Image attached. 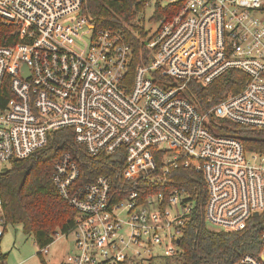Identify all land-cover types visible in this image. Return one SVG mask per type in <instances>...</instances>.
Masks as SVG:
<instances>
[{
  "label": "built area",
  "instance_id": "2783aa9c",
  "mask_svg": "<svg viewBox=\"0 0 264 264\" xmlns=\"http://www.w3.org/2000/svg\"><path fill=\"white\" fill-rule=\"evenodd\" d=\"M157 4L173 12L152 19ZM148 6L155 27L135 19V29L93 17L87 0H0L16 40L0 45V161L27 157L64 127L91 156L123 151L117 182L100 174L78 183L67 152L54 163L52 183L76 214L63 264H164L178 255L195 201L170 187L179 166L202 174L213 229L239 231L264 212V154L205 127L212 115L264 128V0H145L138 15ZM229 69L247 75L244 87L202 111L192 83ZM6 226L0 193V238ZM261 240L236 264H264V231Z\"/></svg>",
  "mask_w": 264,
  "mask_h": 264
},
{
  "label": "trees",
  "instance_id": "16d2710c",
  "mask_svg": "<svg viewBox=\"0 0 264 264\" xmlns=\"http://www.w3.org/2000/svg\"><path fill=\"white\" fill-rule=\"evenodd\" d=\"M144 8L145 0H87L88 12L93 17L124 21L135 29L137 26L132 22ZM172 12V5L157 4L151 18L160 19ZM13 34V27L0 19V45L15 43ZM247 79L243 71L229 69L206 86L193 82L192 98L205 111L226 93L240 91ZM208 98L212 102H208ZM205 127L214 135L237 138L246 151L264 154V128L241 126L212 115L208 116ZM66 152L78 163V183L92 181L100 174L110 175L117 182L123 169V151L91 156L74 140L68 127L50 131L44 146L25 158L11 160L8 169L0 173L5 222L19 226L40 249L51 244L58 232L68 234L74 226L75 211L60 197L51 180L54 163ZM170 177V187H184L195 201L180 238V251L164 264H236L241 256L258 253L263 245L264 212L254 216L248 226L239 231L209 228L204 217L207 189L202 174L191 167L179 166L172 170Z\"/></svg>",
  "mask_w": 264,
  "mask_h": 264
},
{
  "label": "rangeland",
  "instance_id": "374dc122",
  "mask_svg": "<svg viewBox=\"0 0 264 264\" xmlns=\"http://www.w3.org/2000/svg\"><path fill=\"white\" fill-rule=\"evenodd\" d=\"M145 15L136 17L137 24L146 28L155 27L149 20L152 6L146 7ZM7 162L0 161V173L8 169ZM209 228L212 225L207 223ZM74 247V234L58 232L54 241L45 248H38L32 237L23 234L21 228L7 225L3 236L0 238V253L4 256L5 264H63L66 257Z\"/></svg>",
  "mask_w": 264,
  "mask_h": 264
},
{
  "label": "water",
  "instance_id": "95a60500",
  "mask_svg": "<svg viewBox=\"0 0 264 264\" xmlns=\"http://www.w3.org/2000/svg\"><path fill=\"white\" fill-rule=\"evenodd\" d=\"M177 242H180V239H177Z\"/></svg>",
  "mask_w": 264,
  "mask_h": 264
}]
</instances>
